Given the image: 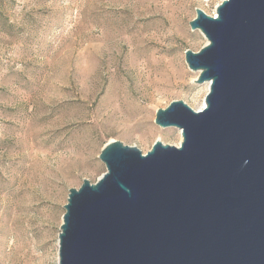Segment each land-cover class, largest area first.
<instances>
[{
  "label": "rangeland",
  "instance_id": "1",
  "mask_svg": "<svg viewBox=\"0 0 264 264\" xmlns=\"http://www.w3.org/2000/svg\"><path fill=\"white\" fill-rule=\"evenodd\" d=\"M221 1L0 0V264L57 263L68 189L105 171V143L179 145L155 111L201 109L184 51L207 40L189 21Z\"/></svg>",
  "mask_w": 264,
  "mask_h": 264
},
{
  "label": "water",
  "instance_id": "2",
  "mask_svg": "<svg viewBox=\"0 0 264 264\" xmlns=\"http://www.w3.org/2000/svg\"><path fill=\"white\" fill-rule=\"evenodd\" d=\"M189 26L207 40L184 51L203 107L156 109L178 146H102L105 171L68 189L56 264H264V0L195 8Z\"/></svg>",
  "mask_w": 264,
  "mask_h": 264
},
{
  "label": "bare ground",
  "instance_id": "3",
  "mask_svg": "<svg viewBox=\"0 0 264 264\" xmlns=\"http://www.w3.org/2000/svg\"><path fill=\"white\" fill-rule=\"evenodd\" d=\"M214 15V14H213ZM180 21V20H179ZM138 36V35H137ZM123 37V36H122ZM151 37V36H150ZM148 39V38H147ZM149 40V39H148ZM150 41V40H149ZM146 60V59H145ZM179 61V60H178ZM145 62V61H144ZM150 63V65L152 66V63L151 62H149ZM154 63V62H153ZM155 65V64H154ZM170 65V64H169ZM142 66H144V64L142 65ZM147 66V65H146ZM148 66H149V64H148ZM158 66V65H157ZM180 67V66H179ZM170 68V67H169ZM168 68V69H169ZM144 69V68H143ZM172 69V68H171ZM177 69V68H176ZM175 70V69H174ZM146 71V70H145ZM150 71H152V70H150ZM173 71V70H172ZM182 71V70H181ZM180 71V73H177L176 72V74L175 75H173L175 78H177V79H182L184 76H183V74H182V72ZM167 72V71H166ZM148 72L146 71V74H147ZM151 73V72H150ZM156 73V72H155ZM162 73V72H161ZM160 73V74H161ZM174 73V72H173ZM153 74H154V72H153ZM158 74H159V72H158ZM148 75H150V74H148ZM151 75H152V73H151ZM155 76V75H154ZM153 76V77H154ZM197 76V75H196ZM154 79V78H153ZM174 80V79H173ZM193 80H195V79H193ZM157 81V80H156ZM158 82H159V80H158ZM154 83H156V82H154ZM160 83V82H159ZM170 83V82H169ZM155 85V84H154ZM159 85H161V84H159ZM205 85H206V87L208 88V85H209V83L208 82H205ZM203 105H204V101H203V104H202V106H201V108L203 107ZM179 133H180V137H181V132H180V130H179Z\"/></svg>",
  "mask_w": 264,
  "mask_h": 264
}]
</instances>
